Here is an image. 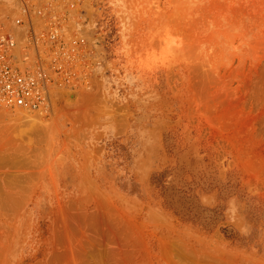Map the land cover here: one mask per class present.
Returning a JSON list of instances; mask_svg holds the SVG:
<instances>
[{
    "label": "rangeland",
    "instance_id": "obj_1",
    "mask_svg": "<svg viewBox=\"0 0 264 264\" xmlns=\"http://www.w3.org/2000/svg\"><path fill=\"white\" fill-rule=\"evenodd\" d=\"M48 2L84 56L37 120L0 106V264H264V0H0V23Z\"/></svg>",
    "mask_w": 264,
    "mask_h": 264
},
{
    "label": "built area",
    "instance_id": "obj_2",
    "mask_svg": "<svg viewBox=\"0 0 264 264\" xmlns=\"http://www.w3.org/2000/svg\"><path fill=\"white\" fill-rule=\"evenodd\" d=\"M35 17L26 6L16 19L17 24H26L20 39L0 23V106L12 110L47 108L51 90L70 81L84 56L83 37L65 41L68 15L58 4L48 2L36 10Z\"/></svg>",
    "mask_w": 264,
    "mask_h": 264
},
{
    "label": "bare ground",
    "instance_id": "obj_3",
    "mask_svg": "<svg viewBox=\"0 0 264 264\" xmlns=\"http://www.w3.org/2000/svg\"><path fill=\"white\" fill-rule=\"evenodd\" d=\"M45 110L46 108H40L36 110H25V109L19 108L16 110L14 114L12 113L11 114L13 115L15 120L17 119L19 121L31 122V121L37 120L40 116H42L45 113Z\"/></svg>",
    "mask_w": 264,
    "mask_h": 264
}]
</instances>
